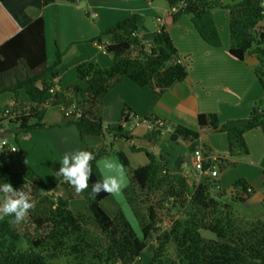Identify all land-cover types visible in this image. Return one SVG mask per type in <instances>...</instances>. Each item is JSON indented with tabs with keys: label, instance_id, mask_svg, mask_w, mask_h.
I'll return each mask as SVG.
<instances>
[{
	"label": "trees",
	"instance_id": "16d2710c",
	"mask_svg": "<svg viewBox=\"0 0 264 264\" xmlns=\"http://www.w3.org/2000/svg\"><path fill=\"white\" fill-rule=\"evenodd\" d=\"M11 10L24 16L28 5L44 6L57 0H0ZM75 3L79 0H62ZM169 9L158 30L153 33L150 45L138 35L141 15L132 13L117 21L95 36L93 41L107 38L106 52L113 63L108 68L100 67L95 60H86L75 67L78 82L50 92L54 83L46 81L45 75L59 65L61 53L56 51L55 61L46 65L45 22L42 16L28 20L27 24L0 44V94L11 92L13 103L0 109V127L3 119L16 122L17 131H29L42 127L47 106L65 105L73 99V123L80 136L103 135L113 132V137L130 143L132 151H143L147 163L131 167L129 159L121 150H115L118 161L123 163L127 174V187L123 196L136 216L141 234L137 235L119 209L111 217L101 207L100 201L110 194L101 192L95 199L89 197L91 188L77 194L74 188L64 183L67 198L47 192V186L23 157L5 149L0 153V183L10 182L15 189L30 191L39 205L27 218L14 223V217L0 219V257L3 264H51L50 260L60 255H72V264H139L137 258L152 239V255L146 264H264V217L242 220L234 216L232 204L222 203L211 193L207 177L190 186L180 169L169 170L160 154L148 150L152 141H157L162 127H152L142 135H134L123 129L121 123L137 117L129 108L122 110L117 126L104 127L99 116L102 96L123 76L139 87H148L155 94H163L172 84L187 77L186 64L179 55L169 33V26L182 14H190L191 22L200 38L213 47L221 46V38L214 22L212 11L222 8L228 14L229 53L238 60L253 54L257 64L253 73L264 91V18L263 0H165ZM19 90L29 98L20 99ZM131 114V115H130ZM34 122L30 123V120ZM137 119H159L145 116ZM264 124V108L255 106L249 119L240 125L220 123L214 112L198 113V129L182 124L171 126L169 142L176 144L181 139L192 141L209 132H224L230 155L247 153L244 132ZM13 144V143H12ZM96 155L93 162L91 182L102 179L97 161L108 153L104 148L90 149ZM205 156L210 155L207 145L202 144ZM222 166L232 164L224 157L217 158ZM216 160V159H215ZM207 166L211 162H207ZM59 167H55L57 172ZM17 178V179H16ZM16 179V180H15ZM61 179V178H60ZM62 180V179H61ZM233 187L240 195H249V185L242 179ZM264 201V171L261 183ZM86 200L83 210L74 212L68 207V199ZM235 198V197H234ZM171 217L170 224L159 228L163 213ZM160 229V230H159ZM201 230L212 236L205 238ZM21 241L26 249H21ZM175 246V256L170 257L169 247Z\"/></svg>",
	"mask_w": 264,
	"mask_h": 264
},
{
	"label": "crops",
	"instance_id": "0c3cea01",
	"mask_svg": "<svg viewBox=\"0 0 264 264\" xmlns=\"http://www.w3.org/2000/svg\"><path fill=\"white\" fill-rule=\"evenodd\" d=\"M223 2L229 3L230 0ZM168 11L169 6L165 0H79L75 3L57 0L41 7L28 5L22 16L0 1V44L21 30L28 20L42 16L45 22L46 65L55 61L56 51L61 53L59 65L52 73L45 75V80L54 83L57 89H61L78 82L75 67L82 61L92 59L103 68L112 65L113 59L105 50L108 39L102 38L97 42L92 40L104 29L132 13H137L141 15L142 21L136 34L146 43H150L153 33L158 30ZM212 15L219 31L221 46L213 47L204 42L193 27L191 15L182 14L170 24L169 33L187 66V77L172 84L163 94L157 95L150 88L139 87L123 76L101 98L99 116L104 127L117 126L120 123L121 112L125 108H129L139 118L153 116L168 122L170 126L182 124L192 129H198V113L214 112L220 123L240 125L249 119L253 107L264 108L262 101L264 91L252 70L257 64L256 57L249 54L243 60H238L231 56L227 12L217 8L212 11ZM263 25L264 18L258 23V26ZM19 95L23 102L30 101L23 90H19ZM9 97V105H11L13 99L11 95ZM65 105L63 106L71 109L73 99H69ZM52 107H46L42 121L44 125L58 127L54 132L56 140L49 133L50 130L40 128L38 130L44 132L33 134L30 145L32 150L35 149L33 144L38 143V140H43V143L46 140L54 146L61 161L67 151L83 149L85 146L94 149L100 144L99 136L84 134L81 137L76 126L72 124L73 119H64L61 113ZM121 124L126 132L134 135H142L148 130L145 123L135 122L134 119ZM0 130L7 136L11 133L2 126ZM170 133L171 131L163 130L155 145L158 149L162 145L167 147H170L169 144L173 145L177 148V154L174 156L166 154L165 157L163 149H159L160 153L148 149L156 155L163 156L166 166L169 159L171 161L170 167L169 164L167 166L169 170L180 169L187 177L188 184L194 185L197 172L193 167L192 152L205 144L210 151L211 165L216 169L217 174L204 175L202 178L207 177L209 182L215 184L218 192L226 193L227 190L230 196L236 193L233 183L242 179L251 190L249 195H242L245 198L243 205L247 208L264 205L261 188L264 171V124L244 132L248 151L236 155L229 154L224 132H209L202 138L192 141L179 139L175 145L169 142ZM115 139L117 149L126 154L131 164L133 157L141 151H132L129 142ZM24 155L28 164L46 186L49 185L47 192L66 199L67 189L60 177L57 174H49L45 177L41 173L39 159H43L42 150L28 152V149H25ZM105 157L113 161L117 159L114 153ZM219 157L229 159L232 164L222 166L217 159ZM146 163L145 156V160L142 162L140 160L133 168ZM192 176L193 180L189 181V177ZM127 182L126 179V184ZM100 205L109 216L113 217L124 207L125 200H120L119 205L109 201L107 197L100 201ZM85 206L82 200L68 199V207L74 212L83 210Z\"/></svg>",
	"mask_w": 264,
	"mask_h": 264
},
{
	"label": "rangeland",
	"instance_id": "374dc122",
	"mask_svg": "<svg viewBox=\"0 0 264 264\" xmlns=\"http://www.w3.org/2000/svg\"><path fill=\"white\" fill-rule=\"evenodd\" d=\"M221 9L222 8H220V10ZM224 11H226V10L224 9ZM104 39H103V41L106 40V39L105 40ZM263 71H264V69H263ZM8 94L11 95V99H12V93L11 92H3V93L0 94V109H4L5 107L10 106L9 105V101H10V97L9 96L10 95H8ZM69 99H72V98H69ZM262 101L264 102V99H262ZM52 108H54V109L56 108L61 113V116H63V118L66 119V120H68V119H73L74 120L75 119V115H74L73 112L71 114H69L68 116H65L64 115V111H62L60 106H58V107L57 106H53ZM65 108H67V107H65ZM32 122H34L33 119L30 120V123H32ZM1 123H2V127L7 128V129H9V131H11V133L7 136V138H8V141L10 143L15 144L17 149H18V151L14 153L15 156L23 157L25 159V155H24L25 149L26 150L28 149V152H31V151L36 152L38 150H42L43 159H41V158L39 159V164L41 166V169H40L41 173L43 175H45V177L47 175H49V174L50 175L51 174L52 175H56V172H55L54 169L57 166L60 167V156H59V154H56V150H55L54 146L50 145L46 140H44V143H43V140H41V139L38 140V143L36 142V144H33V145H35V149L32 150V146H30V145H31L32 140H33V138H32L33 134L37 135L39 133L41 134V132L42 133L44 132V131H39L38 129L43 128L44 130H50L51 132H49V131H47V132H49L51 134V136L55 139L54 132H55L56 129H58V127L50 126V125H44L43 121H41L42 127H40V128H33V129L29 130V131H19L18 132L17 131L18 125H17L16 122H9L5 118V119H3V121ZM165 123L167 124L168 122H165ZM72 124H74V123L72 122ZM147 128L148 127H146V129ZM148 130H149V128H148ZM33 132H35V133H33ZM112 133L113 132H108V131L105 130L104 134L99 136L100 137V139H99L100 140L99 141L100 144L98 146H96V148H94V149L104 148L105 150L108 151L109 154L110 153H114L115 150H119V149H117L116 139L113 137ZM78 138H79V143L81 144L82 141L80 140L79 134H78ZM83 143H85V141H83ZM163 146H165V145H162L161 147H159V149H163L164 150L163 156H165V157H166V154H169L170 156H172V155L174 156L175 154L178 153L177 152V148L175 146L173 147V145L169 144L168 146H170V147L165 146L166 148L163 147ZM149 148L151 150H153V151H156L157 153L161 152V151H159L158 147L155 145V141H152L150 143V146L148 147V149ZM0 153H1V149H0ZM109 154H107V155H109ZM107 155H105V156H107ZM105 158H107V157H105ZM105 158H104V156H102L97 161V165H99V170H100L101 176H102V172H103V161H104ZM113 158H115V157H113ZM140 160H141V162L145 160V155H144L143 151L138 152L135 155V157H133L130 166L134 167V165H137V163H139ZM115 161L119 162L118 158ZM167 163L169 164V166H168V164H167V166L170 167L171 161H169V159H168ZM126 176H127L126 179L128 181L127 171H126ZM193 178H194L193 176L189 177V181H192ZM210 183H212L211 184V193H212L213 196H215L216 198L220 199L222 203H230L231 202L230 204H232V206H233L231 211L233 212L235 217H237L239 219H242V220H251V219H254V218H257V217L258 218L264 217V205H260L259 204L258 206H255V207H252V208H247V207H245L243 205V202L237 201L238 198L235 197L236 193H238V195H240V191H239L238 188H236V193L233 194V196L235 197L234 198L233 196H230V194H229V192H227V190H226V193L218 192V189L215 186V184L213 182H210ZM190 186H193V185H190ZM47 188H49L48 184H47ZM76 199L77 200H82V202H84L85 205H86V200L85 199H82V198H76ZM108 199H109V201L115 202V204L119 203V205H120V200H125L122 192H120L118 194H115V195H110L108 197ZM32 210H33L32 211V213H33L34 209H32ZM35 210L37 212L39 211V205H35ZM121 211L124 213L125 218L128 220V222L131 224L133 229L136 231L137 235L140 236L141 229H140L139 222H138L136 216L134 215L130 205L127 203L126 200H125V205H124V207H122ZM163 218H164L163 221H161V223L159 224V226H160L159 228L160 229L168 226L167 224H170V221H171L170 215L167 214L166 212L163 213ZM156 234H157L156 232L153 233L152 239L148 240L147 246L144 248V250L141 252L140 256L137 258V262L139 264H146L148 262V260L151 258V255H152V243L151 242H153L155 244L154 237H155ZM201 234L205 238H208V237L212 236V234L209 231H204V230H201ZM19 246H20L21 249H26V247H27L26 242H24V241H21ZM168 255L170 257H174L175 256V246L173 244H171L170 247H169V254ZM72 261L75 263V258H73L72 255H60L57 258H54V259L50 260L51 264H72ZM0 264H3L2 260H1V257H0Z\"/></svg>",
	"mask_w": 264,
	"mask_h": 264
},
{
	"label": "clouds",
	"instance_id": "9594fccd",
	"mask_svg": "<svg viewBox=\"0 0 264 264\" xmlns=\"http://www.w3.org/2000/svg\"><path fill=\"white\" fill-rule=\"evenodd\" d=\"M95 160V153L87 149L67 151L63 154L56 174L63 182L71 185L77 194H83L91 188V199H95L101 192L110 195L122 192L127 187L123 163L105 158L102 179L91 182ZM97 167L99 168V165ZM34 207L35 201L30 191L15 189L10 182L0 183V219L12 216L14 223H20Z\"/></svg>",
	"mask_w": 264,
	"mask_h": 264
},
{
	"label": "built area",
	"instance_id": "2783aa9c",
	"mask_svg": "<svg viewBox=\"0 0 264 264\" xmlns=\"http://www.w3.org/2000/svg\"><path fill=\"white\" fill-rule=\"evenodd\" d=\"M177 6H173L171 7L169 10L170 11H175L177 10ZM133 34L135 35L136 32H133ZM147 46L150 45V43H146ZM55 90H57V88L51 87L49 89L50 92H54ZM61 109L64 111V115L68 116L69 114L72 113L73 111V106L72 109H67L65 108L63 105H60ZM131 115V114H130ZM131 119H134L135 122H143L146 124V126L150 129L154 126L156 127H162V131L163 130H167V131H171V126L166 124L165 121H163L162 119H143V120H138L137 117H134L133 115H131L130 117ZM0 149H5L8 152L11 153H15L18 151L17 147L15 144H12L8 141L7 137H3L0 139ZM13 149H15V151H13ZM209 160H211V156H205L201 150V147L195 149L192 153V163H193V167L197 172V178H196V183L200 181V179L202 178V176L204 175H210V176H215L217 174V171L215 168L212 167V165L207 166V162H209ZM248 191H250V188H247ZM56 195H54L55 199ZM169 225V224H167Z\"/></svg>",
	"mask_w": 264,
	"mask_h": 264
},
{
	"label": "water",
	"instance_id": "95a60500",
	"mask_svg": "<svg viewBox=\"0 0 264 264\" xmlns=\"http://www.w3.org/2000/svg\"><path fill=\"white\" fill-rule=\"evenodd\" d=\"M7 134L6 133H3L1 130H0V139L3 138V137H6Z\"/></svg>",
	"mask_w": 264,
	"mask_h": 264
}]
</instances>
